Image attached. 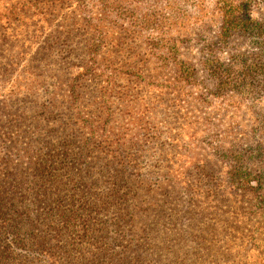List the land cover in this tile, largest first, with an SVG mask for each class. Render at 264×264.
<instances>
[{"label": "rangeland", "instance_id": "obj_1", "mask_svg": "<svg viewBox=\"0 0 264 264\" xmlns=\"http://www.w3.org/2000/svg\"><path fill=\"white\" fill-rule=\"evenodd\" d=\"M117 1L127 13L110 11L106 0H0V182L26 162L20 156L31 153L34 138L44 146L60 137L74 139L71 149L79 144L69 95L81 92L75 105L88 111L83 102L94 101L100 79L77 76L95 56L146 81L132 84L131 98L125 95L130 84H118L119 96L109 102L123 136L152 138L147 149L155 156L142 163L146 180L169 171L195 197V214L158 218L157 247L168 248L160 239L174 236L170 264H264V215L248 194L260 187L264 195V104L257 95L223 97L203 70L190 80L180 65L176 74L171 51L179 47L186 58H176L194 63L203 48L210 53L214 46L226 64L235 52L256 50L246 40L223 44L212 38L220 27L217 0ZM250 7L254 18L264 20V0H251ZM242 150L246 161L238 162ZM242 165L243 176L221 185L215 200L217 182ZM212 205L215 210H204Z\"/></svg>", "mask_w": 264, "mask_h": 264}, {"label": "trees", "instance_id": "obj_2", "mask_svg": "<svg viewBox=\"0 0 264 264\" xmlns=\"http://www.w3.org/2000/svg\"><path fill=\"white\" fill-rule=\"evenodd\" d=\"M217 1L220 27L212 38L223 44L246 40L256 52H235L225 64L215 54L217 48L213 46L208 53L206 46L200 51V59L182 63L176 58H186L182 50L172 48L175 72L178 74L181 65L191 80L203 70L213 90L223 97L252 99L257 95L264 104V20L253 17L251 0ZM105 7L121 9L117 0H106ZM120 12L128 11L122 8ZM130 13L137 18L135 11ZM79 69L83 70L77 76L80 81L95 76L100 79L94 101L83 102L87 112L75 105L81 92L74 90L69 95L76 112L73 128L78 130L75 140L79 144L71 149L67 144L74 139L60 137L58 144L54 140L44 146L40 138H34L31 153L20 156L26 162L20 161L17 169L7 171L8 176L0 182V264H170V258L175 259L168 252L173 249L170 242L174 236L161 237L160 244L168 248L157 247L158 218L195 214L197 210L190 209L195 197L188 196V185L177 184L174 178L172 181L169 171L146 180L149 174L142 172V163L155 156L147 149L152 138L123 136L109 104L118 84H130L125 86V95L131 98L132 84L146 81L140 73L111 68L95 56L88 57V64ZM261 123L264 127V116ZM242 152L237 155L238 162L246 161ZM244 168L234 169V175L228 173L225 181L217 182L214 199L221 185L233 183L230 179L240 177ZM250 188L248 194L256 202L253 208L264 215V208L259 207L264 205L261 188ZM244 203L246 200L241 206ZM207 209L215 210V206ZM162 251L167 252L161 255L165 261L160 256Z\"/></svg>", "mask_w": 264, "mask_h": 264}]
</instances>
